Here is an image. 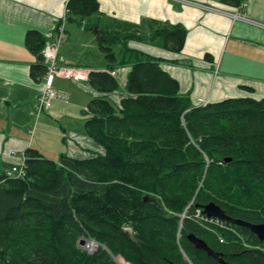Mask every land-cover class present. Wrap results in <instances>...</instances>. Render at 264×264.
<instances>
[{
	"label": "trees",
	"instance_id": "obj_1",
	"mask_svg": "<svg viewBox=\"0 0 264 264\" xmlns=\"http://www.w3.org/2000/svg\"><path fill=\"white\" fill-rule=\"evenodd\" d=\"M69 8L68 17L86 16L99 2L71 0ZM158 34L179 51L187 30ZM116 38L141 40L105 32L110 70ZM27 43L39 55L30 75L42 81L46 41L30 31ZM121 53L119 64L131 65L126 95L120 104L95 96L85 120L102 151L54 160L30 148L24 179L0 177V264H118V256L131 264H221L189 233L229 263L264 264V241L248 227L217 225L203 212L214 202L233 218L264 222V97L194 106L161 59L128 45ZM88 82L104 93L119 87L108 71L90 72ZM81 238L98 248L79 246Z\"/></svg>",
	"mask_w": 264,
	"mask_h": 264
},
{
	"label": "crops",
	"instance_id": "obj_2",
	"mask_svg": "<svg viewBox=\"0 0 264 264\" xmlns=\"http://www.w3.org/2000/svg\"><path fill=\"white\" fill-rule=\"evenodd\" d=\"M66 1L0 0V177L30 148L54 160L102 151L86 134L89 102L102 95L120 104L131 69L129 64L109 69L102 47L105 32L139 35L140 41L116 38L114 49L121 54L128 45L161 59L194 106L264 97V0H247L244 7L220 0H98L99 11L68 17L66 41L59 48L62 62L80 69L83 78L55 77L59 98L37 114L35 99L44 79L30 75L39 55L28 46L27 35L38 31L46 42L54 40ZM236 11L246 18L233 19L229 14ZM176 26L187 30L179 51L164 34L156 35ZM92 71L111 73L118 89L98 92L88 82Z\"/></svg>",
	"mask_w": 264,
	"mask_h": 264
},
{
	"label": "built area",
	"instance_id": "obj_3",
	"mask_svg": "<svg viewBox=\"0 0 264 264\" xmlns=\"http://www.w3.org/2000/svg\"><path fill=\"white\" fill-rule=\"evenodd\" d=\"M71 0L66 1L65 10L63 16L57 26V34L54 40L46 42L42 55L44 63L46 65V72L43 76L44 82L41 92L37 95L35 99V111L39 114L42 110L48 109L52 106L55 99L59 98L58 91L53 87V79L55 77H63L67 79H82L83 75L81 70L75 67H70L62 62V58L59 55V48L66 41V23L68 20V15L71 13L69 8V3ZM188 1V0H181ZM246 2H243L242 6H246ZM238 13V12H237ZM237 13H230L234 18ZM243 18L244 15H242ZM115 72L113 71V74ZM22 162L18 164H12L5 169V175L9 178L24 179L27 175L26 167V156L22 153ZM207 218V217H206ZM94 245L93 240H87L85 244V249L87 246Z\"/></svg>",
	"mask_w": 264,
	"mask_h": 264
},
{
	"label": "water",
	"instance_id": "obj_4",
	"mask_svg": "<svg viewBox=\"0 0 264 264\" xmlns=\"http://www.w3.org/2000/svg\"><path fill=\"white\" fill-rule=\"evenodd\" d=\"M203 210H204L203 212L208 217H217V218L223 219L230 223L248 227L253 233H255L259 237L260 240L264 241V222L263 223H250L242 219L233 218L231 216H228L225 213V211L214 202H210L207 205H205L203 207ZM188 238L190 241H192L195 244V246L198 249H202L206 251L209 255L214 257L221 264H231V263L226 262L221 257V254L214 251L203 239L197 237L196 235L192 233L188 235ZM86 240H87L86 238H81L79 240V246H83L86 243Z\"/></svg>",
	"mask_w": 264,
	"mask_h": 264
},
{
	"label": "bare ground",
	"instance_id": "obj_5",
	"mask_svg": "<svg viewBox=\"0 0 264 264\" xmlns=\"http://www.w3.org/2000/svg\"><path fill=\"white\" fill-rule=\"evenodd\" d=\"M238 11H236L235 13H237ZM227 13V12H226ZM227 14H229V13H227ZM233 19H238V18H243V16L238 12L237 13V15H236V17L234 18L231 14H229ZM204 211V210H203ZM205 214V213H204ZM206 215V214H205ZM207 216V215H206ZM229 216V215H228ZM205 220L206 221H208V222H211V223H215V224H217V225H220L221 224V221H225V220H223V219H220V218H217V217H208L207 216V218H205ZM225 222H227V221H225ZM228 223H230V222H228ZM232 224H234V223H232ZM241 226V225H240ZM189 234H191V233H189ZM188 234V235H189ZM192 234H194V233H192ZM195 235V234H194ZM197 236V235H196ZM198 237V236H197ZM200 238V237H199ZM202 239V238H201ZM88 240V239H87ZM87 240H86V242H87ZM204 240V239H203ZM205 241V240H204ZM221 241L223 242L224 241V239L221 237ZM263 241V240H262ZM93 242H94V245H90V246H87L86 247V249H89V250H92V249H96V248H98V246H99V243L98 242H96V241H94L93 240ZM206 242V241H205ZM207 243V242H206ZM86 244V243H85ZM85 244L83 245V246H81V247H84L85 248ZM208 244V243H207ZM202 250V249H201ZM214 250V249H213ZM215 251V250H214ZM217 252V251H216ZM218 253H220V252H218ZM186 256V255H185ZM187 257V256H186ZM222 257V256H221ZM223 258V257H222ZM219 262V261H218ZM227 262V261H226ZM220 263V262H219ZM229 263V262H228ZM232 264V263H231Z\"/></svg>",
	"mask_w": 264,
	"mask_h": 264
},
{
	"label": "rangeland",
	"instance_id": "obj_6",
	"mask_svg": "<svg viewBox=\"0 0 264 264\" xmlns=\"http://www.w3.org/2000/svg\"><path fill=\"white\" fill-rule=\"evenodd\" d=\"M244 2L247 3V0L244 1ZM242 4H243V3H242ZM241 7H244V6L241 5ZM115 50H116V49H115ZM116 53H118L117 50H116ZM121 57H122V53H121V54L118 53V54H117V58H121ZM119 61H120V59H119ZM119 61H117L118 63L115 62V64H116V66H118V68H122L123 65L119 64ZM117 64H118V65H117ZM116 260H117V263H118V264H131V263L125 261V260H124L122 257H120V256H118V257L116 258Z\"/></svg>",
	"mask_w": 264,
	"mask_h": 264
}]
</instances>
